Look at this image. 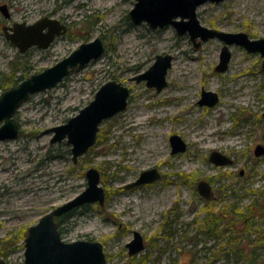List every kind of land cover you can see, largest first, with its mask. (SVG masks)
<instances>
[{"label": "rangeland", "instance_id": "1", "mask_svg": "<svg viewBox=\"0 0 264 264\" xmlns=\"http://www.w3.org/2000/svg\"><path fill=\"white\" fill-rule=\"evenodd\" d=\"M135 2L0 0L9 10V17L0 11V86L7 77L23 76L21 81L39 73L81 42L100 36L105 44L101 57L72 69L50 89L30 94L15 111L19 135L0 139V257L13 264H24L21 245L27 227L85 190L89 167L100 173L105 201L75 208L59 228L67 242H101L106 264H136L131 257H146L144 264H190L196 246L188 238L181 242V236H194L193 219L204 214L206 203L196 190L197 181H214V195L231 183L244 194L242 204L251 199L247 189L264 187V155L253 152L257 142L264 144L260 54L231 43L228 67L216 71L222 39L209 37L196 47L189 34L179 35L172 24L151 28L146 20L133 23L128 13ZM48 16L65 22L68 31L46 49L31 46L20 52L3 33L5 25L31 24ZM197 18L208 28L264 37V0L208 1L198 6ZM167 53L173 59L165 87L156 91L133 79L154 64L157 54ZM115 79L129 87L127 108L104 119L95 145L73 162L66 139L50 142L52 127L77 114L104 82ZM202 88L219 94L214 105L198 104ZM171 134L184 140L185 150L172 153ZM214 150L233 157L234 164L214 165L208 157ZM151 167L159 178L125 187ZM226 172L232 175L223 176ZM248 175L252 178L247 180ZM22 230L24 237L7 248L4 239ZM133 231L142 236L144 249L129 256L125 245Z\"/></svg>", "mask_w": 264, "mask_h": 264}, {"label": "water", "instance_id": "2", "mask_svg": "<svg viewBox=\"0 0 264 264\" xmlns=\"http://www.w3.org/2000/svg\"><path fill=\"white\" fill-rule=\"evenodd\" d=\"M221 0H136L128 16L133 23L146 20L151 28L164 27L172 24L179 35L189 34L190 40L196 47L209 37H217L225 42L221 48L220 63L216 70H225L230 59V51L227 45L237 43L243 45L248 51H259L264 58V37L250 38L245 32H225L211 27H205L197 18V8L205 2ZM3 16L9 17L6 4L0 5ZM48 28L47 32L44 30ZM65 26L56 19L43 17L31 24L16 22L12 26H5V37L9 39L20 52H26L31 46L48 48L56 35L62 33ZM10 30V31H8ZM105 44L100 36L91 41L81 42L69 55L60 61L46 67L39 73L29 75L17 84L11 85L0 93V139L15 138L19 135V125L14 115L19 106L30 97V94L40 90L50 89L68 75L73 68L82 66L92 59L103 55ZM172 54H157L155 61L144 72L137 73L133 77L135 81H145L156 91L161 90L166 84L168 68L172 65ZM264 69V61H263ZM129 87L119 81L108 80L95 92L94 99L84 105L80 111L67 119L61 125L52 127L54 132L50 142H60L66 139L71 144L72 160L86 153L96 143V137L100 123L107 117L115 115L127 107ZM199 104L214 105L218 100L216 92L202 89ZM170 143L173 152H182L186 149L184 140L177 134H171ZM264 153V147L258 144L255 155ZM210 160L217 165L230 162V157L214 150L209 154ZM87 187L71 200L45 212L32 225L27 227L24 242L25 264H106L107 258L102 248V243L95 240L79 239L65 241L61 238L57 224V217L67 211L77 208L88 202H98L102 205L105 200L104 190L101 187L100 173L94 167L86 171ZM159 177L155 168L143 170L140 176L127 185L128 188L151 182ZM200 193L206 198L211 194L207 181H199L197 185ZM134 237L126 246L128 255L132 256L144 249L142 236L134 231ZM0 264H8L0 257ZM120 264H127L123 261Z\"/></svg>", "mask_w": 264, "mask_h": 264}, {"label": "flooded vegetation", "instance_id": "3", "mask_svg": "<svg viewBox=\"0 0 264 264\" xmlns=\"http://www.w3.org/2000/svg\"><path fill=\"white\" fill-rule=\"evenodd\" d=\"M59 23L63 24L65 26V29H63L62 33H60L59 35H56L51 41V43L56 38H58L60 35L68 31V25L65 22L59 21ZM5 26H3V29H2L4 35H5V32H4ZM47 30L48 28H46L44 32H47ZM253 52H258L260 54V57L262 58L261 68L263 69V61H264L263 56L261 55L259 51H253ZM230 58H231V53H230ZM219 60H220V55H219ZM229 62H230V59H229ZM216 66H215V70H216ZM222 71H219V72H222ZM201 96H202V93H201ZM218 99H219V94H218ZM261 116L264 117V111ZM258 144H261L264 147V144L257 142L254 148V151H253L254 155H255V149ZM172 153H176V152L172 151ZM263 155L264 153L258 156H263ZM255 156L258 157L257 155ZM229 157L231 159L230 162L224 165L214 164L210 160V157H209V160L216 166L225 167L226 165L234 164V158L231 156ZM151 168H155V167H151ZM150 169H144V170H150ZM142 171L143 170H141V172ZM243 172L244 170L242 169L238 171V174L242 176ZM226 175L231 176L232 173H229V172L223 173V176H226ZM249 178H252L251 175H248L247 180ZM199 181H197L196 183V190H198L197 185ZM203 181H207L211 189V194L208 198L207 197L205 198L198 190L201 197L205 200L204 203H206L202 210L204 214L199 220L193 219L194 221L197 222V225L194 227V230H193L194 236H190V237L181 236V242H184V240L188 238L191 244L196 246V250L194 254L192 255L191 260L193 262H196L199 260L198 264H264V187L256 189V191L254 192L250 191V189L249 190L247 189L246 190L247 196L251 199L248 204H242L241 202L242 200H244L243 198L244 194L238 192L237 189H234L231 183L223 184L222 187L218 188L219 189L218 193L214 195V189H213L214 181L211 182V180L209 181L207 179ZM151 182H147V183H151ZM235 182H239V180H236ZM141 184H146V183H141ZM127 185H125L126 188H128ZM135 186H139V185H135ZM135 186H132V187H135ZM105 198H106V194H105ZM246 207L251 209V212H249L248 216H245ZM73 210L74 209L70 210V212H72ZM63 218H67V216L66 217L63 216ZM204 220H205V223H204ZM133 234H134V231H133ZM4 244H6V242H4ZM4 254L6 255V253ZM4 254L2 253L1 255L3 256ZM1 258L6 263L13 264L11 261L6 260L3 257ZM192 261L190 262V264L193 263Z\"/></svg>", "mask_w": 264, "mask_h": 264}, {"label": "trees", "instance_id": "4", "mask_svg": "<svg viewBox=\"0 0 264 264\" xmlns=\"http://www.w3.org/2000/svg\"><path fill=\"white\" fill-rule=\"evenodd\" d=\"M93 23H94V22H93ZM22 78H23V76H20V77H18L17 80H12L10 77H7V79H5L4 83L1 84L0 87H1L2 89H7L10 85L18 83L19 79H22ZM250 191L254 192V191H256V189L251 188ZM205 208H206V207H205ZM249 212H251V209H249L248 207H246V208H245V216H248ZM70 214H71V212L69 211V212H67V214L62 215V216H59V217H58V225L60 224V222H61L63 216L66 217V216H68V215H70ZM213 217H214V215H213ZM205 220H206V219H205ZM205 220H204V223H205ZM22 237H24V231H23V230L21 231L20 234H18V236H14V238H6V239H4V241H5L6 244H7V248H9L10 245L15 244V242H17L18 239L21 240ZM21 246H23V243H22ZM145 260H146V257H144V258H139V259H137V257H131V258H130V261H134V263H136V264H144Z\"/></svg>", "mask_w": 264, "mask_h": 264}, {"label": "bare ground", "instance_id": "5", "mask_svg": "<svg viewBox=\"0 0 264 264\" xmlns=\"http://www.w3.org/2000/svg\"><path fill=\"white\" fill-rule=\"evenodd\" d=\"M138 123H142V120L140 121V120H138ZM138 123H136V124H138ZM149 129H152V128H149Z\"/></svg>", "mask_w": 264, "mask_h": 264}]
</instances>
